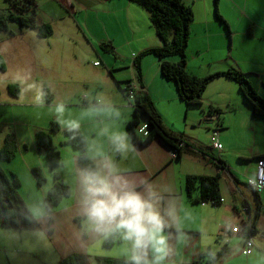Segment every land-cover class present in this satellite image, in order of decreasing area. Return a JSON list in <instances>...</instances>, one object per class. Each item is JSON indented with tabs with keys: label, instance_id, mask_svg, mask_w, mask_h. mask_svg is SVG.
I'll use <instances>...</instances> for the list:
<instances>
[{
	"label": "crops",
	"instance_id": "1",
	"mask_svg": "<svg viewBox=\"0 0 264 264\" xmlns=\"http://www.w3.org/2000/svg\"><path fill=\"white\" fill-rule=\"evenodd\" d=\"M42 1L46 12L40 15L39 0H36L39 24L52 26L51 16L64 15L61 17L62 21L66 22L67 19L72 21L87 43L85 44L90 54L103 58V63L109 67L110 71L116 69L122 71L127 66H133L129 77L119 75L115 78L120 94L114 90L111 96L116 102L109 107L114 110L112 120L116 124L107 127V133L102 134L104 128H99L98 123L85 127L86 118H84V121L78 124V128L86 138L87 154L96 168L98 169L103 163H110L113 166V171L108 178L115 181L116 188L135 189L145 194L149 190L156 193L158 198L156 207L167 225L164 231L167 235L168 253L163 264H192L200 259L202 254L208 252L217 254L224 250L226 254L217 264H264V191L256 195L247 187V181L256 177L259 162L264 157V121L256 119L258 117L253 115L250 106L242 99L240 91H237L238 85L226 78H217L211 82L206 89L201 109L205 115L209 107L220 110L219 118L205 116L207 121H213L215 125L220 124V127L218 126L216 130L214 124L203 125L202 118L197 117L198 108L181 102L175 85L162 77L158 59H149L152 56H147L142 60L139 79L138 71L134 66L135 59L142 52L161 46L151 25L149 14L143 8L129 0ZM245 1L242 6L241 0H183L193 9L195 16L187 50V69L192 75L204 77L231 67L242 70L244 73H253L252 78H258L259 73L264 74V6L262 8L255 6L248 15L247 1ZM216 11L225 23L216 18ZM44 15L48 17L45 20L41 18ZM10 29L15 33L14 35L22 37L32 38V34L35 33L14 23L11 24ZM54 32L55 28H53L52 36L48 38L36 37L40 40H48L55 37ZM6 34L9 33L6 32ZM211 41L217 48L214 54H211ZM251 41L255 42L254 47L257 48V52L250 57L253 68L244 70L240 67V61L244 58V49L252 45ZM102 43L110 44L114 54L104 52L101 48ZM240 47H243V50ZM53 51L54 44L49 46V54ZM108 55L114 59L113 62ZM172 60L177 61V59ZM96 66L100 67V65ZM224 82L230 86L231 90H234V94L227 92L228 88ZM127 84L136 87V94H148L165 126L182 135L184 143H190L202 149L207 153L206 158H209L206 160L201 155L184 153L180 158L174 159L172 155H176V152L159 139H154L144 146L138 145L132 139L128 128V123L133 117L134 102H130L122 92ZM256 91L264 98L263 85L259 91ZM97 95L103 97L100 93ZM116 112L119 116L115 115ZM234 114L239 117L244 115L247 118L252 116L249 119L252 133L262 146L259 152L249 155L253 165L251 164V171L242 176L230 163L233 158L229 152L230 147L226 148L222 145V150H215L211 144H205L199 140L194 131L201 128L210 132L217 131L214 133H217L219 140V137L221 138L231 128V125L226 122L229 117L233 118ZM242 126L243 122L238 118L236 128L239 129ZM258 126L263 128V131L259 129L261 133L256 132ZM222 130L226 132L222 133ZM112 131L124 132L129 137L132 150L127 153L113 152L108 141V134ZM16 138L19 154L26 156L30 153L34 156L33 159L37 157V162H33V159L30 162L27 161L29 167L40 168L44 174L46 165L41 162L40 153L34 148L35 141H30L29 137L26 142L23 139L26 150L22 153L20 138L18 135ZM227 143L230 144V139ZM65 154L68 161L63 162V156V163L58 167L59 169H56L55 174L70 187L71 194L62 200L52 215V223L48 221L50 234L54 232L65 234L63 248L66 252L60 253L59 260L75 253L89 255L91 264L96 257L126 259L128 256L126 242L114 237L115 245L107 249L103 245L104 240L84 231V216L79 203L81 198L79 177L83 170L78 164V153L74 158L70 157L68 151H65ZM210 158L221 160L226 166V171L218 172L214 164L208 161ZM101 172L107 174L106 170L101 169ZM219 173L223 203L218 206L211 203L193 204L186 193L187 176H216ZM51 181L53 182V177ZM222 181L226 184V188H222ZM169 212L172 213L171 216L168 215ZM248 217L255 222L253 233L255 248L245 253L244 233L240 229L242 221ZM236 227H240L239 231ZM7 264H11L10 261Z\"/></svg>",
	"mask_w": 264,
	"mask_h": 264
},
{
	"label": "rangeland",
	"instance_id": "2",
	"mask_svg": "<svg viewBox=\"0 0 264 264\" xmlns=\"http://www.w3.org/2000/svg\"><path fill=\"white\" fill-rule=\"evenodd\" d=\"M246 1V13L248 15L251 14L255 6L258 8L264 6V0ZM241 2L244 6V0H241ZM39 4V13L43 15L46 12L43 8L44 2L39 0ZM7 7H9V2L0 0V9H6ZM62 16L64 15L50 17V22L55 28V37L53 36L48 40L38 39L36 33L32 34V38L20 35H14L11 38L6 32H0V54L5 59L6 64V70L0 71V149L5 136L15 134L20 138L21 147L23 148L22 153H24L26 149L24 148L23 139L26 142L29 137V140L34 142V132L37 129L50 132V124L55 121L60 125L61 130L52 133L53 140L61 151L62 158L64 156L63 162L64 160L67 162L68 157L65 151H68L72 158L77 155V151L72 149L70 145L64 144L67 141L65 131L69 129L72 122L78 125L86 118L85 127L98 123V127L104 129L116 124L112 120L114 110L109 107L112 106L110 104L116 102L111 96L114 90L120 94L115 78L119 75L129 77L131 71H133V66H127L122 71L117 69L110 71L109 67L103 63V58L98 57L96 54H90L86 46L87 43L83 40L81 33L79 34L80 31L75 28L72 21L67 18L66 22L62 21ZM65 17H67V14H65ZM41 18L45 20L48 17L44 15ZM92 27L95 28V26ZM240 40L243 42L242 39ZM251 43V46L244 49V58L240 61V67L244 70L253 68L250 64V57L255 55L257 48L254 47V41H251ZM53 44L54 51L49 54V46ZM211 44V54H214L217 48H215L213 41H211ZM241 50H243V47ZM100 51L103 52L101 49ZM62 52L63 55L61 56ZM110 59L112 62L114 61L113 58L110 57ZM149 59L154 60L157 58L152 56ZM107 60L110 62L108 58ZM95 62L100 67L94 65ZM263 80V73H259L258 78L253 77L250 79L255 91L260 90ZM226 81L229 82V80ZM9 84L18 85V95L9 92ZM224 84L228 88L227 92L234 94V90H231L226 82ZM237 89L239 92L238 86ZM122 92L128 99L126 91L122 89ZM98 93L103 97L97 95ZM98 100L101 102L97 103ZM58 103L64 104V112L61 114L54 111ZM201 106L195 107L198 108L197 117L202 118V124L206 126L214 124L213 121L207 122ZM93 109L101 111L95 113L92 111ZM232 117H229L228 122H226L231 125V128L227 132L221 131L226 133L221 138L219 137V142L226 148L230 147L229 152L233 157L230 163L242 176V174L245 175L251 171L252 163L249 155L259 152L262 146L252 133L249 120L252 116L247 118L244 115L239 117L234 114ZM242 117H245V119H242ZM238 118L243 122V126L239 129L236 128ZM256 119L264 121V118ZM214 126L218 130V125L214 124ZM259 129L263 131V128L258 126L257 133H261ZM194 131L199 140L205 142V144H212V134L217 132L214 130L210 132L203 128ZM228 138L230 144L227 143ZM33 145L36 148L35 142ZM36 151L39 152L37 148ZM24 155L19 154L18 150L12 161L0 160V166L8 175H15L19 179L18 194L40 224L41 230L0 228V264H7L8 261L11 264H59L60 253L66 252L63 248L65 234L60 232L50 234L48 232L49 219L45 208V198L53 184L51 181L52 171L48 165L46 155L40 153L41 162L46 165L43 175L48 180L39 185L32 172L33 168L31 169L29 163H27L34 156L30 153ZM208 158L204 157L206 160ZM33 162H37V157L33 159ZM54 172L56 173V169ZM218 172L220 171L218 170ZM223 187L226 188V184L222 181ZM92 264H96V262L92 261Z\"/></svg>",
	"mask_w": 264,
	"mask_h": 264
},
{
	"label": "trees",
	"instance_id": "3",
	"mask_svg": "<svg viewBox=\"0 0 264 264\" xmlns=\"http://www.w3.org/2000/svg\"><path fill=\"white\" fill-rule=\"evenodd\" d=\"M6 1L9 2V7L0 9V32H7L10 36H14L15 33L10 29L11 24L14 23L21 28L34 31L38 38L43 39L52 36L53 27L50 24L38 23V6L36 0ZM129 1L148 12L151 25L161 42L160 47L148 49L135 59L134 66L138 71L139 79L141 77L142 60L147 56H154L160 62L162 77L175 85L180 101L187 106H201L208 85L217 78H226L238 85L239 91L243 99L250 106L253 115L258 118H264V98L257 94L250 82V79L254 76L253 73H244L231 67L225 71L216 72L204 77H197L188 71L187 50L190 42L191 27L195 20L194 11L190 6L186 5L183 0ZM216 18L225 23L217 11ZM101 48L104 52L114 54V49L110 44L102 43ZM172 59H177V61H173ZM5 70V59L0 54V71ZM8 90L13 95L19 94L18 85L9 84ZM133 107V117L128 123V128L132 139L138 145L144 146L151 143L154 139H159L168 148L176 152V157L178 158L184 153L207 156V153L202 149H198L190 143H184L182 135L169 130L165 126L164 121L155 109L154 103L148 94H136ZM220 114V110L209 107L206 117L220 116ZM144 122L148 125V134L141 136L138 133V129ZM207 122L210 121L208 120ZM218 126L220 127V124ZM60 130V125L52 121L50 124V132L38 129L34 133L36 148L39 153L46 155L53 175V184L45 198V208L49 223H52V215L62 200L71 194L70 187L54 172L62 164V155L58 146L54 143L52 133H57ZM65 135L67 141L64 144L70 145L72 149L77 151L80 168L82 170L97 169L95 163L87 154V141L81 130L78 127L75 130L67 129ZM24 148L26 149L25 146ZM17 153L18 143L16 136L13 134L6 135L0 149V160L12 161ZM209 161L218 170L221 168L226 169V166L221 160L210 158ZM32 172L39 185L45 182L46 179L40 168H33ZM220 177V174L216 176H187L185 185L188 199L193 204L211 203L214 206L220 205L222 199ZM19 186V179L15 175H8L0 166V228L40 230V224L33 217L18 194L17 189ZM250 190L256 195L258 194L256 191ZM253 225L255 229V222H253ZM115 242L113 237L104 240L103 245L105 248L111 249L115 245ZM225 254V250L217 254L208 252L202 254L200 259L192 264H217ZM95 261L96 264H125L126 259L96 257ZM59 264H91V259L89 255L75 253L62 258Z\"/></svg>",
	"mask_w": 264,
	"mask_h": 264
},
{
	"label": "clouds",
	"instance_id": "4",
	"mask_svg": "<svg viewBox=\"0 0 264 264\" xmlns=\"http://www.w3.org/2000/svg\"><path fill=\"white\" fill-rule=\"evenodd\" d=\"M54 111L63 113L64 104L58 103ZM115 115L119 116V113ZM77 127L72 122L69 130ZM104 133H107V129L102 130ZM108 141L115 153L132 150L129 137L124 132L112 131L108 134ZM101 169L106 170L107 174H102ZM112 171L110 163H103L98 169H85L80 174L79 203L84 216V231L95 234L101 240L118 237L126 242L128 256L125 264H163L168 253L164 231L167 225L156 207V193L149 190L145 194L135 189L116 188L115 181L108 178Z\"/></svg>",
	"mask_w": 264,
	"mask_h": 264
},
{
	"label": "built area",
	"instance_id": "5",
	"mask_svg": "<svg viewBox=\"0 0 264 264\" xmlns=\"http://www.w3.org/2000/svg\"><path fill=\"white\" fill-rule=\"evenodd\" d=\"M125 86L126 87L124 88V90H126L128 100L130 102H134V99L136 96V87L130 84H127ZM212 118L215 119V118H218V116H214ZM138 133L141 136H146L148 134V125L143 124L142 126H140L138 129ZM211 142H212L211 145L213 149L218 150V151L222 150V145L218 140L217 133H213ZM172 157L175 159L176 155L174 154L172 155ZM220 170L226 171L225 168H221ZM247 187L249 189L256 191L257 193H261L262 191H264V159H261L259 162V165L256 171V177L254 179H249L247 181ZM221 203H223V199H221ZM247 212H249V209H247ZM239 228L240 227H236L237 231H239ZM240 230H243L244 249H245V253H248L250 250L255 248V243L253 240L254 225H253V220L251 219V217H248L246 220L242 221Z\"/></svg>",
	"mask_w": 264,
	"mask_h": 264
}]
</instances>
